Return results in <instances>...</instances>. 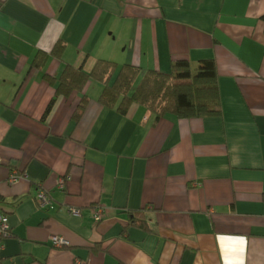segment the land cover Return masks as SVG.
Returning a JSON list of instances; mask_svg holds the SVG:
<instances>
[{
	"label": "crops",
	"instance_id": "crops-1",
	"mask_svg": "<svg viewBox=\"0 0 264 264\" xmlns=\"http://www.w3.org/2000/svg\"><path fill=\"white\" fill-rule=\"evenodd\" d=\"M60 39L62 59L33 67ZM99 59H214L222 113L122 114L98 81L66 97L45 76ZM0 196L1 264H264V0H0ZM143 207L152 230L124 232Z\"/></svg>",
	"mask_w": 264,
	"mask_h": 264
},
{
	"label": "trees",
	"instance_id": "trees-1",
	"mask_svg": "<svg viewBox=\"0 0 264 264\" xmlns=\"http://www.w3.org/2000/svg\"><path fill=\"white\" fill-rule=\"evenodd\" d=\"M65 48L66 43L58 40L50 52L38 51L32 66L42 68L50 56L62 59ZM45 76L52 83L58 81L56 95L66 97L73 92L81 93L89 81H98L103 85L99 102L111 108L116 107L122 114H126L133 103L144 106L156 118L168 113L181 118L208 117L222 113L217 63L214 59L195 63L179 59L172 63L170 72L155 69L143 72L137 65L99 59L89 72L67 63L58 78ZM88 101L89 97L83 94L75 111L76 117L81 115ZM2 201L0 196V203ZM129 224L152 230L146 207L131 212L130 222L124 232Z\"/></svg>",
	"mask_w": 264,
	"mask_h": 264
},
{
	"label": "built area",
	"instance_id": "built-area-1",
	"mask_svg": "<svg viewBox=\"0 0 264 264\" xmlns=\"http://www.w3.org/2000/svg\"><path fill=\"white\" fill-rule=\"evenodd\" d=\"M21 175L17 171H12V173L9 176L10 182L14 183L17 182L19 177ZM67 176L61 177L58 181V185L60 187H64L66 184ZM37 201L38 204L41 208L43 209H53L54 204H53V198L49 191L44 190V189H39L38 194H37ZM72 212L79 214L80 209L77 208H72ZM103 216V210L101 208H98L95 212V218L96 220H100ZM10 225L7 220V216L0 211V248L2 247L1 240L5 237H8L10 235ZM52 244L57 247H62L66 242L64 238L61 236H53L51 238ZM0 264H1V258H0Z\"/></svg>",
	"mask_w": 264,
	"mask_h": 264
}]
</instances>
